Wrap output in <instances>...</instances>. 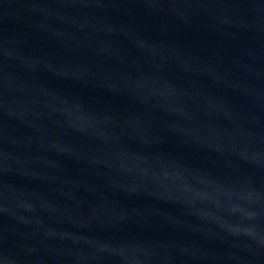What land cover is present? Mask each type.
<instances>
[{
    "label": "water",
    "instance_id": "water-1",
    "mask_svg": "<svg viewBox=\"0 0 264 264\" xmlns=\"http://www.w3.org/2000/svg\"><path fill=\"white\" fill-rule=\"evenodd\" d=\"M0 264H264V0H0Z\"/></svg>",
    "mask_w": 264,
    "mask_h": 264
}]
</instances>
